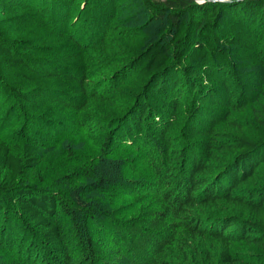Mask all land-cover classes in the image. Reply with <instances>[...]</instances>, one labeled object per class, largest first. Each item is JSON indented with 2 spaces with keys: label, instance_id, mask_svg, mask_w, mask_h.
I'll return each instance as SVG.
<instances>
[{
  "label": "trees",
  "instance_id": "16d2710c",
  "mask_svg": "<svg viewBox=\"0 0 264 264\" xmlns=\"http://www.w3.org/2000/svg\"><path fill=\"white\" fill-rule=\"evenodd\" d=\"M262 73L264 0H0V264L14 224L24 264H264L235 250L264 253Z\"/></svg>",
  "mask_w": 264,
  "mask_h": 264
},
{
  "label": "rangeland",
  "instance_id": "374dc122",
  "mask_svg": "<svg viewBox=\"0 0 264 264\" xmlns=\"http://www.w3.org/2000/svg\"><path fill=\"white\" fill-rule=\"evenodd\" d=\"M125 5H123L121 7L122 10H124ZM121 17H122V21H125L126 20L125 18L127 17V21L132 22V21L135 20V22L138 25H143V26H141L143 29L139 30L140 37L136 40V42H138V46H139L140 49L142 47H146L149 44V42H150L149 41V32H150V30L153 29V27L149 26L148 23L144 22L145 19H144L143 9L127 8V9H125L124 12H122V16ZM127 21H125L124 23H129ZM131 25L135 26L134 24H131ZM132 26H131V28H127V30L128 31H133L132 29H134V28H132ZM47 59H50V58H47ZM243 61H244V63H250L251 61H253L255 63L253 55H248V54H244L243 55ZM263 74L264 73H262V75ZM126 83H127V87H124V88H126L127 91L125 92V94L123 96L131 95L132 92H133V89L136 87L135 81L133 79L132 80L131 79L127 80ZM2 88L3 89L0 88V94H1L0 101L3 99V100H5V102L2 101L3 103H2L1 106L5 107L6 109H10L12 107L13 103L10 100H9V102H7L6 98L8 97V94L5 93V91L9 92V90L6 89L5 86H3ZM208 108H209V105H208V107L206 109H208ZM4 111L7 112V110H4V109L1 108L0 109V115L3 114ZM93 114L106 115V114H104V112L101 113L100 111H96V110L93 111ZM12 115L15 116L14 113ZM16 119H18V118H16ZM9 121L10 120H8V122ZM67 124L70 125L69 123H67ZM73 124H75V126L77 125V123H75V121L73 122ZM186 124H187L186 122L182 121L180 124L177 125L178 130L175 132V140L176 139L182 140L181 143L184 142L185 139H187L186 136H184V134H181L182 133L181 128L184 125H186ZM10 125H12V126H10L7 129V131H5L4 134H1V135L3 137H9L10 139L13 138V140L16 137H18V138L20 137L21 140L24 141V143H27V141H26V139H27L26 133L21 132L23 125L16 124V122H14V121H11ZM77 127H78V129L74 128L73 131H76V130L79 131L81 126H77ZM69 133H70V135L66 139L68 142H66V143H70L71 142L75 146V148L77 150L89 149L91 151V150H94L96 148H99L102 151L104 149V147H106V145L108 143V140L106 138H104L103 133L101 131L89 130V131H85L84 133H80V135H74L72 132H69ZM24 136H26V138ZM146 154H148L149 157H151V155L155 156L157 159H159L161 157L160 155H156V153L150 152V151H147ZM116 176L119 177V174H117ZM149 182H150L149 179H145V181H144L145 184L143 183L144 185H142V187L139 189L141 191V194L145 195L146 192L150 191V186L148 184ZM154 185L156 187L160 188V185H159L158 182L154 183ZM129 204H130V202L124 201V198H123V199H121V201H119V205H117V206H119L120 208L124 209L123 205L128 207ZM61 219L62 218H59V220H61ZM18 231H20V232L18 233ZM25 232H26V229L24 227V224H18L17 231H16V225L14 224L13 227L11 228V230L9 231V235L5 234L3 236V239L5 238V240L7 238L9 240H11L13 238V243H12L13 245L12 244L10 245L8 243V241L5 242V240H3L6 243L3 247L7 248L9 250L10 254H12V257H14V258L19 259V257L22 256V260L18 261V262H20V264H24L23 259H25L26 256H27V253H26L28 251L27 248L32 244L30 238L27 235L23 234ZM144 235L145 234H143L142 236H144ZM19 247H20V249L18 251ZM34 247L35 248L37 247L36 243L34 244ZM40 247H42V246H40ZM145 249L146 248H141V250H142L141 253H142V255H144V257L149 255V253H150L148 249H146V250ZM8 250H6V251H8ZM235 250L237 252H239L240 254L245 253V254L250 255V256H258V258L264 259V253L262 251H258L256 249H254V248L236 247Z\"/></svg>",
  "mask_w": 264,
  "mask_h": 264
},
{
  "label": "water",
  "instance_id": "95a60500",
  "mask_svg": "<svg viewBox=\"0 0 264 264\" xmlns=\"http://www.w3.org/2000/svg\"><path fill=\"white\" fill-rule=\"evenodd\" d=\"M196 1V0H194ZM197 1H202V0H197ZM208 2H218L217 0H207ZM232 0H223L221 2H231ZM239 1H242V0H239Z\"/></svg>",
  "mask_w": 264,
  "mask_h": 264
},
{
  "label": "built area",
  "instance_id": "2783aa9c",
  "mask_svg": "<svg viewBox=\"0 0 264 264\" xmlns=\"http://www.w3.org/2000/svg\"><path fill=\"white\" fill-rule=\"evenodd\" d=\"M218 2H221V1H223V0H217ZM196 2L197 3H199V4H205V2H208L207 0H202V1H197L196 0Z\"/></svg>",
  "mask_w": 264,
  "mask_h": 264
}]
</instances>
